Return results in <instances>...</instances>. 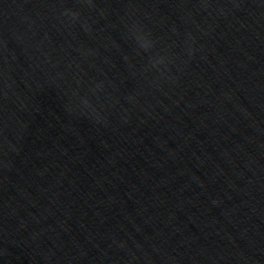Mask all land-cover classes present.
Returning <instances> with one entry per match:
<instances>
[{
    "label": "water",
    "instance_id": "1",
    "mask_svg": "<svg viewBox=\"0 0 264 264\" xmlns=\"http://www.w3.org/2000/svg\"><path fill=\"white\" fill-rule=\"evenodd\" d=\"M0 264H264V0H0Z\"/></svg>",
    "mask_w": 264,
    "mask_h": 264
}]
</instances>
